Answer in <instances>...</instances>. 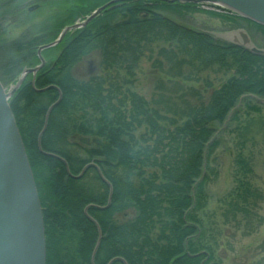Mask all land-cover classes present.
I'll list each match as a JSON object with an SVG mask.
<instances>
[{
	"label": "trees",
	"instance_id": "1",
	"mask_svg": "<svg viewBox=\"0 0 264 264\" xmlns=\"http://www.w3.org/2000/svg\"><path fill=\"white\" fill-rule=\"evenodd\" d=\"M11 1L0 11L4 85L36 66L38 47L83 11L9 38L1 17ZM197 10L190 2L124 0L43 50L44 66L11 96L42 206L46 264H221L216 252L230 227L248 236L264 224V191L249 149L264 131V123L255 130L250 123L264 107V56L165 12ZM201 10L224 23L217 30L254 24ZM139 75L149 93L138 91ZM60 96L40 145L65 161L39 150L46 113ZM226 133L236 140L234 185L220 200L221 223L208 210L207 186ZM91 162L97 167L70 175ZM111 188L108 208L87 209L98 227L86 207L106 205Z\"/></svg>",
	"mask_w": 264,
	"mask_h": 264
},
{
	"label": "water",
	"instance_id": "2",
	"mask_svg": "<svg viewBox=\"0 0 264 264\" xmlns=\"http://www.w3.org/2000/svg\"><path fill=\"white\" fill-rule=\"evenodd\" d=\"M166 1L204 3L264 26V0ZM103 9L104 7L95 9L82 22L64 27L54 41L42 44L38 48L41 63L35 67L25 68L11 89L7 90L0 79V264H46L45 225L42 206L32 168L9 100L28 73H35L44 66L45 59L41 54L43 50L57 45L68 31L85 26ZM211 33L219 39L243 47L254 54L264 56V47L257 46L245 29L239 28ZM52 86L54 85H48L37 90L43 91ZM60 100L61 96L49 107L46 113L45 124L39 135V150L45 155L58 157L65 161L57 154L44 151L40 145V138L46 129L49 114ZM90 166L97 167V164L91 162L85 165L78 175L69 173L74 177H80ZM102 177L107 181L103 175ZM107 183L109 182L107 181ZM111 195L112 188L106 205L90 204L86 207L85 212L87 213V209L90 207L108 208ZM87 216L98 226L97 221L92 216L88 213ZM99 233L100 236L94 253L102 237L100 229ZM117 259L119 258H114L107 264H112Z\"/></svg>",
	"mask_w": 264,
	"mask_h": 264
},
{
	"label": "rangeland",
	"instance_id": "3",
	"mask_svg": "<svg viewBox=\"0 0 264 264\" xmlns=\"http://www.w3.org/2000/svg\"><path fill=\"white\" fill-rule=\"evenodd\" d=\"M7 0H0V11L5 9L3 6ZM45 1V2H44ZM29 0L31 5L40 4L39 8L36 11H32V14H35L28 21L23 18V21L17 22L14 20L15 13L11 16L10 12L12 9H7L5 16L1 17L2 27L6 28L5 37L17 38L21 35L28 36L32 33L30 31H36V26L39 25L42 27V22L45 23H56L65 17L71 15L68 12V9L74 8L73 4L69 5L71 2L64 0ZM76 3H81V0H72ZM99 1V0H97ZM96 1V2H97ZM105 0H100L98 3H101ZM56 3V5H54ZM53 6H51V5ZM97 5V4H95ZM81 6V5H80ZM200 10L197 12H184L183 15H180L175 12L165 11L171 17L186 22L192 26L199 28H211L213 31L219 33L221 30L219 28H224L225 25L218 17H215L209 13L202 11L208 9L207 6L198 5ZM9 7V6H8ZM12 7V4H10ZM9 7V8H10ZM95 7V6H94ZM89 6H82V9L85 10V13L94 10L95 8ZM76 8V7H75ZM202 11V12H201ZM9 12V13H7ZM26 14V12H25ZM22 16V14H19ZM86 16L78 15L75 18L74 23H80L85 19ZM38 23V24H37ZM44 23V24H45ZM35 26V27H34ZM2 29V28H1ZM250 37L253 42L259 46L264 47V29L255 27L252 24H248L246 27ZM140 78V75H139ZM141 77L140 82H138V91L142 93H149L150 86L145 80ZM13 84V83H12ZM12 84L5 85L6 89H11ZM263 117V118H262ZM244 119V118H242ZM264 107L261 112L253 113L251 120V125L255 129H260L258 127L261 123H264ZM235 126V123L232 127ZM258 127V128H257ZM231 128V127H230ZM256 144L250 145L249 149H252L253 158L256 168V183L264 191V131L261 133H256ZM236 146L235 134H225L223 138V143L216 152L215 162H216V175L210 176V181L207 186V196L209 199L208 210L210 212H216L218 220L222 223V218L219 215L220 213V200L227 194V192L233 187V154L231 152L232 147ZM264 216V201L261 203V209L259 211ZM235 232V235L232 233ZM216 255L221 259V264H250L252 262H259L264 264V224L251 235L245 236L242 234V231H234L232 227L228 229L225 234L221 237L220 246Z\"/></svg>",
	"mask_w": 264,
	"mask_h": 264
},
{
	"label": "flooded vegetation",
	"instance_id": "4",
	"mask_svg": "<svg viewBox=\"0 0 264 264\" xmlns=\"http://www.w3.org/2000/svg\"><path fill=\"white\" fill-rule=\"evenodd\" d=\"M66 1L71 2L69 5L73 4L71 6L74 7V8L71 7V9H68L69 14H75L76 13V10H77L76 8L82 7V6H89V5L91 7H94L95 6L94 7L95 9H97L99 7H104V9L102 10V11H104V10H106L108 8L116 7L118 4H120L121 2H123L122 0H105V1H103L101 3H98L100 0L99 1H97V0H81V2H82V4H81V3H76V2H74L72 0H66ZM66 1L64 3H66ZM11 4H12L11 9L13 10L11 12L13 14L15 13V15L25 14V12H26V14H31L32 11H36L39 8V6L41 5V3L40 4L31 5V3H29V0H12L11 1ZM95 4H97V5H95ZM54 5H56V3ZM51 6H53V5H51ZM94 10H92V11H94ZM92 11H89V12L85 13V10L83 9V11H81L79 15L85 16V15L90 14ZM252 25L255 26V27H259L255 23L252 24ZM241 28L246 29V27H241Z\"/></svg>",
	"mask_w": 264,
	"mask_h": 264
}]
</instances>
